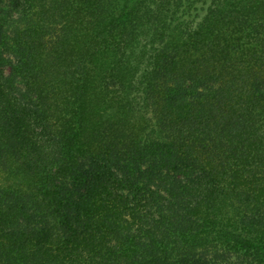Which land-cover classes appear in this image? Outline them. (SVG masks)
I'll return each instance as SVG.
<instances>
[{
  "label": "trees",
  "instance_id": "trees-1",
  "mask_svg": "<svg viewBox=\"0 0 264 264\" xmlns=\"http://www.w3.org/2000/svg\"><path fill=\"white\" fill-rule=\"evenodd\" d=\"M2 2L0 264H264V0Z\"/></svg>",
  "mask_w": 264,
  "mask_h": 264
},
{
  "label": "rangeland",
  "instance_id": "rangeland-1",
  "mask_svg": "<svg viewBox=\"0 0 264 264\" xmlns=\"http://www.w3.org/2000/svg\"><path fill=\"white\" fill-rule=\"evenodd\" d=\"M2 5H8L7 0H3ZM234 263V264H238L239 261L235 258L229 259V260H225V259H220L217 257H213L210 254L202 256V262L201 264H228V263Z\"/></svg>",
  "mask_w": 264,
  "mask_h": 264
}]
</instances>
